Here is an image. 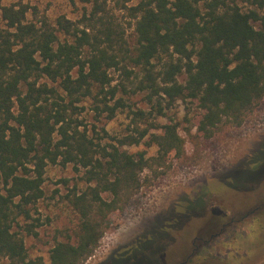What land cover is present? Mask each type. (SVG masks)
Masks as SVG:
<instances>
[{"label":"trees","instance_id":"trees-1","mask_svg":"<svg viewBox=\"0 0 264 264\" xmlns=\"http://www.w3.org/2000/svg\"><path fill=\"white\" fill-rule=\"evenodd\" d=\"M92 1L78 26L59 18L56 28L35 7L0 5V264H44L28 259L13 227L29 220L27 208L42 198L48 165H72L87 185L66 197L78 215L75 243L56 244L48 264H84L107 216L141 188V174L158 169L171 152L183 153L179 126L169 120L149 136L143 130L105 145L90 137L78 119L80 104L88 101L96 118L112 119L124 108L116 96L125 87L112 85L113 72L129 80V66L142 71L136 90L158 117L177 99L195 102L205 139L223 123L240 126L264 97V0H240L253 8L246 11L235 0H142L130 9L132 50L105 0ZM59 31L73 40L58 43ZM146 137L155 157L124 150Z\"/></svg>","mask_w":264,"mask_h":264},{"label":"rangeland","instance_id":"rangeland-1","mask_svg":"<svg viewBox=\"0 0 264 264\" xmlns=\"http://www.w3.org/2000/svg\"><path fill=\"white\" fill-rule=\"evenodd\" d=\"M140 1H101L131 50L136 47V19L130 9ZM92 2L0 0V5L35 7L56 28L59 18L78 26ZM235 3L243 11L253 9L240 0ZM27 20H31L30 15ZM56 35L58 43L73 40L61 31ZM160 64L154 61V69ZM128 69L129 80L120 71L111 74L112 85L125 87L116 96L124 108L112 119L105 115L96 118L85 101L79 105L83 108L78 117L83 128L95 142L102 138L100 143L105 145L127 136L137 137L143 130H148V136L158 133L152 127L169 120L179 126L183 153L171 152L158 169L141 174V188L122 210L107 216L96 247L84 264H264V97L240 126L223 123L205 139L197 132L200 112L195 102L177 99L164 110L163 117H158L145 93L136 90L142 71L132 66ZM184 80V75L178 78L179 83ZM40 83L56 88L45 79ZM160 102L167 107L166 102ZM138 111L145 117L136 116ZM147 137L124 150L155 157L157 147ZM81 176L72 165L45 167L42 198L27 208L29 220L19 218L13 227L23 239L28 259L48 264L56 244L75 243L78 215L66 197L73 190L85 191L87 185ZM29 227L34 234H27Z\"/></svg>","mask_w":264,"mask_h":264}]
</instances>
